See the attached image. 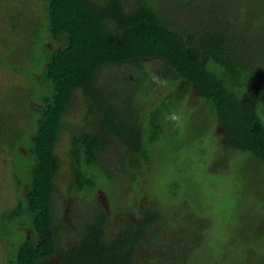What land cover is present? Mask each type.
Segmentation results:
<instances>
[{"label": "trees", "instance_id": "1", "mask_svg": "<svg viewBox=\"0 0 264 264\" xmlns=\"http://www.w3.org/2000/svg\"><path fill=\"white\" fill-rule=\"evenodd\" d=\"M37 1L41 23L29 21L22 32L28 49L34 46L40 56L16 64L13 52L0 55V65L27 81L23 107L32 117L29 131L5 128L11 133L5 140L9 171L20 195L0 212V239L9 242L3 259L6 264H187L188 251L201 242L198 224L206 220L189 212L185 202H179V213L159 207L157 200L143 202L150 177L152 185L166 190V200L184 198L179 179L154 170L158 157L152 148L171 139V112L207 107L201 136L209 134L223 153H248L264 166V83L252 73L253 64L264 63V0H169L176 10L168 9L166 0ZM49 40L54 48L44 45ZM144 59H156L160 67L147 70ZM125 64L139 72L143 89L137 94L115 83ZM161 83L171 88L153 105L141 106L142 93L149 95ZM190 96L198 106L188 104ZM30 98L36 103L28 107ZM73 109L77 118L69 123ZM65 126L68 167L56 149ZM104 153L110 158L102 161ZM105 183L110 190L119 187L116 206ZM98 188L108 204L94 203ZM84 192L92 193L90 200L72 201L74 211L59 217L58 202ZM178 220L189 233L172 225ZM243 260L253 262L244 253Z\"/></svg>", "mask_w": 264, "mask_h": 264}, {"label": "rangeland", "instance_id": "2", "mask_svg": "<svg viewBox=\"0 0 264 264\" xmlns=\"http://www.w3.org/2000/svg\"><path fill=\"white\" fill-rule=\"evenodd\" d=\"M166 7L170 10L177 9L169 0H166ZM42 12L41 4L37 0H0L1 57L13 52L17 56L16 64H22L28 56L31 58L40 56L34 46H29L28 49L22 30L27 23L31 25L32 21L41 23ZM262 16V20L259 21L264 29V14ZM44 45L54 48L50 40L45 41ZM143 66L150 71L160 67L156 59H144ZM132 68L130 64L122 65L120 69L125 74L117 75L115 83L116 85L120 83L126 93L137 94L138 89L143 87L139 85L141 81L139 72L128 71ZM252 73L264 83L263 61L253 64ZM23 78L10 70L8 66L0 65V131H5V134L0 136V212L11 207L20 195V192L15 190L16 182L13 181L9 171L12 167V158L7 154L5 140L11 136V133L5 128L11 127V131L13 129L28 130L27 128L32 124V117L23 107L25 97L28 95L26 93L29 91L25 88L27 81ZM17 85L20 87L16 88ZM22 86H25L23 90ZM170 88L171 84L169 86L167 83L153 85L149 95L142 93L139 104L153 105L156 103V97ZM190 98L188 104L199 105V100L195 96ZM28 101H31L28 107L36 103L32 98ZM202 113L209 114L207 107L202 110L197 107L183 108L171 112L169 114L171 130L167 135L168 137L172 134L171 139H164L152 148L154 156L158 157L154 159V164L157 161L154 170L165 173L170 179L175 177L179 179L181 195L184 198L182 201L180 196L177 199L166 200V190L152 185L150 177L147 178L148 184L151 183L150 189L147 188L150 194L144 198L143 202L151 203L157 200L159 207L164 206L173 213H179V202H185L188 211H195L196 214L200 212V218H205V225L198 224L199 229L203 230L201 242L196 244L192 251H188L187 264H264V166L258 164L256 159L248 153L231 149L223 153L215 146L216 141H213L209 134L205 133L206 137L201 136L207 125V119L202 117ZM172 115H176L178 119L172 120ZM74 118H77L75 111L69 113L66 119L70 123ZM214 129L219 132V125L213 123L212 130ZM69 133V129L65 126L56 148L66 167L68 166L65 150ZM200 138H203L201 142ZM18 147L20 152L25 153L26 146L23 147L20 144ZM108 157L110 158L109 153H104L102 161ZM64 170L65 167L62 172ZM102 180L103 178L98 184ZM107 186L108 184L105 183V189ZM117 189L119 191V187ZM106 191L108 196L110 194L113 197L114 206H116L118 197L122 195L116 190H110L109 187ZM92 193L97 206L108 204L104 191L100 188L96 192L94 189ZM92 193L76 194L66 204V200L59 201L57 205L59 217L66 219L65 214L74 211L72 201L90 200ZM130 193L133 191L131 190ZM133 197H135L134 194H132ZM127 210L129 212V209ZM128 212L125 215L130 217ZM172 225L189 233L188 227L180 220L173 222ZM185 238L189 236L186 235ZM7 240L8 238L0 239V264H6L3 258L8 253ZM243 253L247 260L251 259L253 262H245Z\"/></svg>", "mask_w": 264, "mask_h": 264}, {"label": "clouds", "instance_id": "3", "mask_svg": "<svg viewBox=\"0 0 264 264\" xmlns=\"http://www.w3.org/2000/svg\"><path fill=\"white\" fill-rule=\"evenodd\" d=\"M153 80H154V82H157V83L160 82V81H159V78L156 77V76H153ZM171 119H172V120H177L178 117H177L176 115H172V116H171Z\"/></svg>", "mask_w": 264, "mask_h": 264}]
</instances>
